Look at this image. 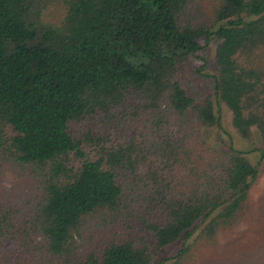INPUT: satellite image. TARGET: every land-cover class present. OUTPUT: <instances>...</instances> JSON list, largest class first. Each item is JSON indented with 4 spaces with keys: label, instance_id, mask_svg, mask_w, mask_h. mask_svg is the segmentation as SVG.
Returning <instances> with one entry per match:
<instances>
[{
    "label": "trees",
    "instance_id": "obj_1",
    "mask_svg": "<svg viewBox=\"0 0 264 264\" xmlns=\"http://www.w3.org/2000/svg\"><path fill=\"white\" fill-rule=\"evenodd\" d=\"M192 3L0 0V264H157L179 241L170 264H191L222 238L229 264H264V0H211L202 18ZM204 39L216 72L200 102L178 69ZM221 107L252 148L223 145ZM101 114L153 143L90 155L73 125ZM8 171L39 192L10 195Z\"/></svg>",
    "mask_w": 264,
    "mask_h": 264
},
{
    "label": "rangeland",
    "instance_id": "obj_2",
    "mask_svg": "<svg viewBox=\"0 0 264 264\" xmlns=\"http://www.w3.org/2000/svg\"><path fill=\"white\" fill-rule=\"evenodd\" d=\"M211 0H193L191 10L195 14H200L201 18L205 15L210 14ZM204 45V49L198 54L194 55L192 59L182 67L178 69V80L180 84L187 90L188 93L195 96L198 101L203 102L207 99L214 97V83L210 75H214L216 72V48L217 44L213 42H206L205 39L201 41ZM256 63L264 65V50L260 51L256 58ZM208 75V76H205ZM215 101V100H214ZM222 111V124L224 128L223 145L229 146L230 138L228 135L233 136V144L236 148L242 150H248L252 148L250 143L243 141L238 137L235 130L231 127V113L227 108L221 107ZM129 114V113H128ZM128 118L130 116L128 115ZM140 123L144 122L143 118L140 117ZM133 128L121 126L119 121L111 116L101 114L97 117L88 119L86 123H78L73 125L74 134L80 135V138L87 139L89 143V149L87 150L90 155L98 157L103 150L102 147H117L118 145H132L134 143L130 140L135 134L137 138L138 146H149L153 143L151 139L149 141L141 136L142 129H138L133 125ZM206 138L210 142H216L217 133L214 130L204 131ZM144 135H148V132L144 131ZM229 133V134H228ZM165 137V136H162ZM130 141L131 143H128ZM260 145V141L257 140L256 146ZM258 154L250 157L254 163L259 162ZM145 164H152V160L145 162ZM125 181V197L124 203L128 206V170L123 172ZM34 176V179H33ZM34 172H28L26 176H20L16 171H8L3 177V184L6 187L7 192L13 197H21L27 199L33 193L39 192L38 185L36 182ZM264 190V178L260 180V183L255 187V194L257 197L261 195ZM130 191V190H129ZM132 192V191H131ZM133 193V192H132ZM136 194H132L135 196ZM131 196V197H132ZM131 200V199H130ZM127 233V231H125ZM102 235L98 234V241ZM96 241V240H95ZM221 242V243H220ZM95 243V242H94ZM182 241L173 244L162 253L153 249L155 254L154 263H160L165 258L169 261H165L164 264H170L173 257L180 250ZM217 247V248H216ZM232 250L226 249L225 239L219 240V244L214 248L203 247L199 251L195 252V256L192 257L191 264H229V261L234 257L232 256ZM171 259V260H170Z\"/></svg>",
    "mask_w": 264,
    "mask_h": 264
}]
</instances>
